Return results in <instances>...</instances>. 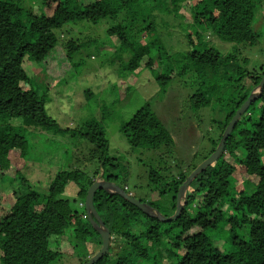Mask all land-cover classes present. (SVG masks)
Wrapping results in <instances>:
<instances>
[{"label":"trees","instance_id":"1","mask_svg":"<svg viewBox=\"0 0 264 264\" xmlns=\"http://www.w3.org/2000/svg\"><path fill=\"white\" fill-rule=\"evenodd\" d=\"M20 1L0 0V179L15 173L8 187L9 196L0 194V264H67L70 254L73 259L77 256L76 264H83L102 247L101 236L85 210L88 188L99 169L90 175L64 168L51 178L46 192L30 187L22 173L26 164L23 160L29 154L24 131L35 128L57 133L62 129L47 114L46 95L33 88L25 61L41 65L51 78L48 87L54 88L75 66V55L86 45L73 38L62 41L57 32L68 23L98 24L105 19H118L125 12L126 25L119 20L107 29V34L118 40L113 53L123 62L120 67L127 71H137L142 64L151 69L160 67L163 56H171L160 37H156L153 11L164 2L166 13L174 12L178 18H185L184 25L195 28L186 34L191 48L183 54L182 69L193 68L199 75L210 74L214 79L223 71L224 77L218 79L229 82L226 74L238 62L240 48L221 53L204 41L202 33L208 32V41L215 36L235 46L256 45L261 35L253 24L257 15L264 19V0H41L39 14L24 8ZM148 1L155 2L149 10L145 6ZM182 6L188 10L186 17L178 14ZM163 24L170 26L168 22L159 25L164 27ZM149 36L154 39H147ZM126 52L129 56L123 59ZM244 73L249 87L245 91L243 85L239 87L242 93L230 100L224 119L216 122L212 148L201 161L214 152L236 111L259 85L264 64L252 71H239L238 81H242ZM172 75L173 68L169 67L168 72H158L155 78L166 85ZM85 95L91 99L93 93L87 90ZM191 98L196 107L209 104L201 91ZM258 100L260 115L253 120L249 110ZM256 101L236 123L224 153L189 185L186 205L176 220L160 221L118 194L96 191L94 206L114 237L109 253L95 264H264V91ZM103 122L91 119L80 130L94 144L101 166L112 159L108 157L110 146ZM244 122L248 125L242 126ZM119 130L132 148L170 149L174 144L149 105L123 122ZM196 167L194 164L181 169L170 180L164 177L163 184L157 171L150 172L151 182L162 184L161 194L171 192L167 216L175 212L179 188ZM237 172L250 183L249 189L234 191L232 180ZM105 178L112 182L117 179L112 173ZM71 184L77 187L82 212L72 208L70 199L60 197ZM138 216L143 217L146 228L140 234L133 231ZM222 234H226L225 239ZM117 240L120 249L113 253L111 245ZM80 249L84 254H77Z\"/></svg>","mask_w":264,"mask_h":264},{"label":"rangeland","instance_id":"2","mask_svg":"<svg viewBox=\"0 0 264 264\" xmlns=\"http://www.w3.org/2000/svg\"><path fill=\"white\" fill-rule=\"evenodd\" d=\"M20 3L36 14L40 13L41 0H21ZM153 3L155 2H147L145 6L148 10ZM164 5L162 2L153 11L157 19L156 37H160L171 56H163L164 63L160 67L151 69L142 64L137 71H127L120 67L123 62L113 53L118 40L116 36H109L107 29L115 26L119 20L126 25L128 19L125 12H121L118 19H105L98 24L86 21L68 23L57 32L62 41L73 38L86 45L75 55V66L65 72L54 88L48 87L51 78L41 65L25 61L24 67L33 79V88L40 95H46L47 114L62 129L57 133L41 132L35 128L24 131L29 142V154L23 160L26 164L22 167V173L29 180L31 188L46 192L51 178L64 168L83 170L90 175L99 169L98 176L105 178L111 173L115 174L116 184L126 187V191L135 198L149 202L167 216L171 206V192L160 193L163 178L170 180L181 169L187 170L194 164L198 166L210 152L211 139L217 134L216 122L224 119L230 100L242 93L239 87L243 85L244 91L249 87L245 73L242 81L237 80L240 77L239 71H252L264 64V19L257 15L254 20L253 26L261 35L260 41L254 46H233L232 43L221 41L215 36L208 41V32L202 33L204 41L221 53L235 47L240 48L238 62L226 74L231 80L224 82V78L218 79L219 76L224 77L223 71L214 79L210 74L199 75L193 68L182 69L183 54L191 48L186 34L189 31L194 32L195 28L184 25L185 18H178L174 12L166 13L162 8ZM169 6L172 7V4L169 3ZM178 14L186 17L189 13L182 6ZM161 22H168L170 26L163 24L167 28L161 27ZM128 56L129 52H126L123 59ZM169 67L173 68L174 75L166 85H161L155 75L162 71L168 72ZM87 90L93 93L91 99H87L85 95ZM198 91L207 96L208 105L196 107L193 104L191 97ZM145 105L151 107L173 137L174 144L170 149L163 146L159 149L132 148L120 132L121 124ZM260 106L261 101L258 100L250 108L249 115L253 120L259 118ZM103 113L106 114L104 118ZM91 119L104 121L110 146L108 157L112 158L109 163L116 164L115 167L108 162L101 166L94 144L82 135V125ZM247 125V122L242 124ZM262 160L264 161V155ZM152 170L161 175L162 184L151 182ZM14 174L12 172L0 179V194L4 192V195L9 196L8 187L13 182ZM243 177L244 175L237 172L233 178L232 188L235 192L251 187ZM76 191L77 187L71 184L60 197L70 199L72 208L82 212L83 207L77 199ZM138 217L133 231L140 234L146 228L143 217ZM226 234H222L221 238L225 239ZM142 240L144 243V238ZM119 244V240L112 242L113 253L120 249ZM77 254L82 255L84 252L80 249ZM68 257L71 260L67 264L77 263V256L75 259L72 254Z\"/></svg>","mask_w":264,"mask_h":264},{"label":"water","instance_id":"3","mask_svg":"<svg viewBox=\"0 0 264 264\" xmlns=\"http://www.w3.org/2000/svg\"><path fill=\"white\" fill-rule=\"evenodd\" d=\"M263 91H264V76L262 77L259 85L251 91L248 98L244 101V103L239 107V109L236 111V113L232 117L231 121L225 128L222 134L221 140L219 141V144L214 150V152L209 157H207L205 160H203L194 170H192V172L188 175L186 180L180 186L178 194H177V198H176V210L172 215L166 216L165 214L161 213L156 207L152 206L151 204L147 202H144V201H141L135 198L130 193H128L124 188H122L120 185L110 180H107L106 178H103L100 175L99 178L96 179L92 183V185L88 188L86 198H85V210H86L87 217L90 223L92 224L93 228L101 236L102 247L96 254L90 257L88 261L83 264H95L109 253L111 232H110V229L103 222L102 218L100 217V215L98 214L94 206V195L97 190L103 189L109 193L118 194L119 196H121L128 202L132 203L133 205L138 207L142 212H144L146 215L152 218H156V219H159L160 221H165V222L176 220L181 215V212L183 211L186 205V201H187L186 194H187L189 185L199 174H201L213 162L217 161V159L220 158L222 152L224 151L227 139L229 135L232 133L236 123L238 122L240 117L244 114V112L247 110V108L254 101H256L258 98L261 97Z\"/></svg>","mask_w":264,"mask_h":264},{"label":"crops","instance_id":"4","mask_svg":"<svg viewBox=\"0 0 264 264\" xmlns=\"http://www.w3.org/2000/svg\"><path fill=\"white\" fill-rule=\"evenodd\" d=\"M100 176V175H99ZM99 176H97V178L96 179H98L99 178Z\"/></svg>","mask_w":264,"mask_h":264}]
</instances>
